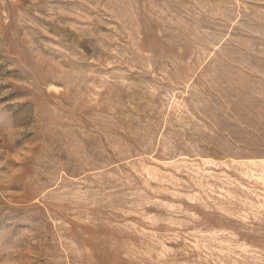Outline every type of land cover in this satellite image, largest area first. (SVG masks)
<instances>
[{"label": "rangeland", "instance_id": "1", "mask_svg": "<svg viewBox=\"0 0 264 264\" xmlns=\"http://www.w3.org/2000/svg\"><path fill=\"white\" fill-rule=\"evenodd\" d=\"M0 264H264V0H0Z\"/></svg>", "mask_w": 264, "mask_h": 264}]
</instances>
